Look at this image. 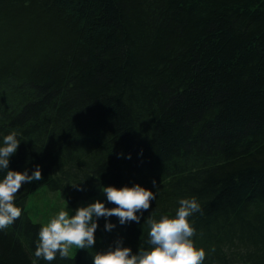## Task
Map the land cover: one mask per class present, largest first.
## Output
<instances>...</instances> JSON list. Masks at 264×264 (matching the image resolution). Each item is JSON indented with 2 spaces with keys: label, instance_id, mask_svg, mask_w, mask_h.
Returning a JSON list of instances; mask_svg holds the SVG:
<instances>
[{
  "label": "trees",
  "instance_id": "16d2710c",
  "mask_svg": "<svg viewBox=\"0 0 264 264\" xmlns=\"http://www.w3.org/2000/svg\"><path fill=\"white\" fill-rule=\"evenodd\" d=\"M13 132L9 169L43 179L16 194L0 264L135 254L148 216L192 198L203 264H264V0H0V145ZM135 184L155 195L139 223L101 217L92 249L35 257L31 196L112 208L100 188Z\"/></svg>",
  "mask_w": 264,
  "mask_h": 264
},
{
  "label": "clouds",
  "instance_id": "9594fccd",
  "mask_svg": "<svg viewBox=\"0 0 264 264\" xmlns=\"http://www.w3.org/2000/svg\"><path fill=\"white\" fill-rule=\"evenodd\" d=\"M19 143L13 132L3 137L0 145V173H4L0 178V230L8 228L22 215L15 199L23 185L43 179L38 165L31 175L27 169L23 172L9 169V158L16 153ZM80 184L73 187L82 190ZM100 191L115 207L107 208L102 201L95 200L74 210H60L41 225L34 252L36 258L51 262L57 255L69 258L73 247L92 249L99 218H105L106 231L115 227L107 222L112 216L117 217L121 225L139 223L137 213L148 211L150 202L155 200L154 193L139 184L119 188L102 186ZM178 204L174 215H161L159 219L148 216L144 220L148 226V247H140L133 254L131 248L123 247L122 241L117 240L106 250L94 252L93 264H203L206 253L195 247L192 240L195 229L188 219L201 211L200 205L194 198L180 199Z\"/></svg>",
  "mask_w": 264,
  "mask_h": 264
},
{
  "label": "rangeland",
  "instance_id": "374dc122",
  "mask_svg": "<svg viewBox=\"0 0 264 264\" xmlns=\"http://www.w3.org/2000/svg\"><path fill=\"white\" fill-rule=\"evenodd\" d=\"M42 193H45L43 194V198L42 199H39L38 198L40 196H38L39 194H42ZM59 193L58 192H53V191H50V190H43L42 191H39L38 193L34 194L33 196H31L29 198V201L26 205V210L28 212V214L30 215V217L35 220V221H38V218H37V215H41L40 216V220L39 222L41 224H43L42 222L52 216H54L55 214H57L60 210H67L68 209H76L78 206H81V205H69L67 203H65L64 201L60 200L59 197H58ZM37 196V198H36ZM96 199L94 198V200L92 201H95ZM59 202V204H58ZM58 205L60 206L61 208L56 211L55 209H53V211H55L56 213H50V209H52V206L54 205ZM71 214V213H70ZM76 253V249L73 247V249L71 250V255L75 254Z\"/></svg>",
  "mask_w": 264,
  "mask_h": 264
}]
</instances>
